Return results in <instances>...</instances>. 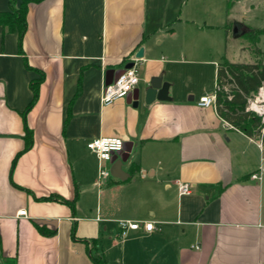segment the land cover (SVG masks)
I'll list each match as a JSON object with an SVG mask.
<instances>
[{
    "label": "crops",
    "instance_id": "obj_1",
    "mask_svg": "<svg viewBox=\"0 0 264 264\" xmlns=\"http://www.w3.org/2000/svg\"><path fill=\"white\" fill-rule=\"evenodd\" d=\"M11 1L21 3L0 0V12ZM227 1H31L22 53L17 30L0 25V264H264V173L251 178L264 165L261 140L197 104L214 95L229 48L251 61L226 26H255L235 19L237 0L228 10ZM129 62L137 104L127 96L101 105L108 71ZM41 73L25 113L33 142L12 165L25 145L30 81ZM158 76L167 98L147 104ZM101 136L131 151L121 165L128 177L99 187L87 143ZM180 183L190 192L180 194ZM75 195L73 207L64 202ZM123 220L156 229L122 234Z\"/></svg>",
    "mask_w": 264,
    "mask_h": 264
},
{
    "label": "trees",
    "instance_id": "obj_2",
    "mask_svg": "<svg viewBox=\"0 0 264 264\" xmlns=\"http://www.w3.org/2000/svg\"><path fill=\"white\" fill-rule=\"evenodd\" d=\"M31 1L38 0H21L18 7L10 3L11 11L0 12V25L7 27L9 30H17L18 32V50L22 53V41L27 27L26 12L27 5ZM231 2L227 1V10L230 8ZM230 28L226 26V30ZM264 34V28H252L244 32V37L247 38L251 44L255 45L258 42L259 35ZM254 60L251 62H234L229 61L223 57L217 63L216 67V84H215V109L220 118L225 120L232 128L240 130L249 137H258L264 148V125L259 116L254 112L246 109L248 99L256 94L262 87L264 82V51L259 47L253 48ZM26 62V58H24ZM27 67L29 65L26 62ZM43 73L34 80L30 81V88L32 97L23 111V121L25 130V145L23 150L19 151L14 159L24 151L29 149L32 145V132L26 125L25 113L35 104L39 95V84L43 80ZM138 166H133L131 170H138ZM76 200V195L73 200L64 202L73 207ZM74 237V230L72 231ZM94 244V240L90 241ZM94 264H107L105 260L91 257Z\"/></svg>",
    "mask_w": 264,
    "mask_h": 264
},
{
    "label": "built area",
    "instance_id": "obj_3",
    "mask_svg": "<svg viewBox=\"0 0 264 264\" xmlns=\"http://www.w3.org/2000/svg\"><path fill=\"white\" fill-rule=\"evenodd\" d=\"M139 84V76L135 64L130 68H124L116 79L110 82L103 83L100 103L101 105H108L117 99L127 97ZM197 104L202 107H215L214 95H203L199 98ZM231 126V125H230ZM232 127V126H231ZM124 146V140L120 137H97L87 143L88 149L97 157V186H102L106 181L112 177L110 174V166L113 163L112 158L119 157ZM264 161V159H262ZM264 173V165H261L257 171L251 174V178L260 179ZM180 194L190 192L187 183H180L178 186ZM25 209L18 212L19 215H25ZM118 225L122 229L121 233L125 234L127 228L133 230L142 229L145 232H152L155 228V223L152 220L144 221H118Z\"/></svg>",
    "mask_w": 264,
    "mask_h": 264
},
{
    "label": "rangeland",
    "instance_id": "obj_4",
    "mask_svg": "<svg viewBox=\"0 0 264 264\" xmlns=\"http://www.w3.org/2000/svg\"><path fill=\"white\" fill-rule=\"evenodd\" d=\"M232 11L235 19L243 20L247 24L255 26V28H264V0H237L233 6ZM241 29H243V27H241ZM229 34H231L232 36V26H230ZM243 34L244 33H242V35L241 34L237 35V37H233L234 40L232 41H235L234 43L241 42L244 43L245 45H248L249 46L248 49L251 52V57L249 60L253 61L255 58L253 54V48L258 45L261 49L264 50V34L261 36L259 35L260 41L258 42V44L256 43L255 45L250 44L251 42L247 38H245ZM227 59H231L234 62H239V61H243L244 59L247 60V57L244 53H239L235 49L229 48V51L227 53ZM261 88H264V82ZM260 89L256 94H254L248 99L246 109L254 112L255 115L259 116L262 124L264 125V114L252 108L255 99L259 96Z\"/></svg>",
    "mask_w": 264,
    "mask_h": 264
},
{
    "label": "water",
    "instance_id": "obj_5",
    "mask_svg": "<svg viewBox=\"0 0 264 264\" xmlns=\"http://www.w3.org/2000/svg\"><path fill=\"white\" fill-rule=\"evenodd\" d=\"M241 25L237 22L232 24V35L236 37L239 34L243 33V29H241ZM142 55V49H139L137 52V57ZM133 62L126 63L122 68L116 71H108L106 82H110L113 79H116L119 74L123 71L124 68H130L133 66ZM139 89L135 88L128 96H130V103L133 105L137 104ZM167 98V85L162 84V77H154L150 81V87L145 91L144 94V102L151 103L154 99L165 100ZM131 151V143L125 142L123 146L122 152L119 154V157H113V163L110 166V174L118 178L120 180H125L128 177V174L121 168L123 162H125L129 156V152Z\"/></svg>",
    "mask_w": 264,
    "mask_h": 264
},
{
    "label": "bare ground",
    "instance_id": "obj_6",
    "mask_svg": "<svg viewBox=\"0 0 264 264\" xmlns=\"http://www.w3.org/2000/svg\"><path fill=\"white\" fill-rule=\"evenodd\" d=\"M262 103H264V88L260 89L259 96L255 99L252 108L264 114V104Z\"/></svg>",
    "mask_w": 264,
    "mask_h": 264
}]
</instances>
